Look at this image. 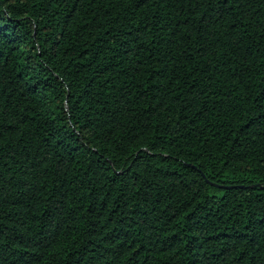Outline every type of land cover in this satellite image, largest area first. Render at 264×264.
I'll use <instances>...</instances> for the list:
<instances>
[{"label":"trees","instance_id":"16d2710c","mask_svg":"<svg viewBox=\"0 0 264 264\" xmlns=\"http://www.w3.org/2000/svg\"><path fill=\"white\" fill-rule=\"evenodd\" d=\"M0 264H264V0H0Z\"/></svg>","mask_w":264,"mask_h":264}]
</instances>
